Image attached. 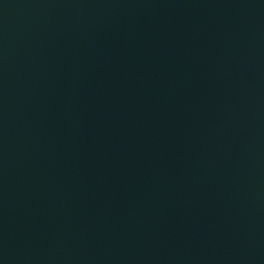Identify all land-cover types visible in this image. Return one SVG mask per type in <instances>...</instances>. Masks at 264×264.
<instances>
[{
	"label": "water",
	"instance_id": "1",
	"mask_svg": "<svg viewBox=\"0 0 264 264\" xmlns=\"http://www.w3.org/2000/svg\"><path fill=\"white\" fill-rule=\"evenodd\" d=\"M0 264H264V0H0Z\"/></svg>",
	"mask_w": 264,
	"mask_h": 264
}]
</instances>
